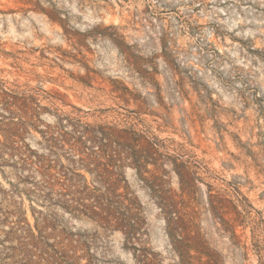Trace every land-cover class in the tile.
<instances>
[{"label": "rangeland", "instance_id": "obj_1", "mask_svg": "<svg viewBox=\"0 0 264 264\" xmlns=\"http://www.w3.org/2000/svg\"><path fill=\"white\" fill-rule=\"evenodd\" d=\"M3 91L15 98L0 106V264L14 261L17 218L33 225L24 168L2 148L24 122V94L41 107L40 130L63 115L134 124L181 155L198 180L187 195L195 222L221 264H264V0H0V102ZM17 129L19 146L39 150L35 130ZM162 169L163 189L180 194L168 160ZM124 177L146 220L142 243L177 264L156 198L132 168ZM209 190L233 229L210 214ZM54 212L93 238L96 264H135L119 232Z\"/></svg>", "mask_w": 264, "mask_h": 264}, {"label": "trees", "instance_id": "obj_2", "mask_svg": "<svg viewBox=\"0 0 264 264\" xmlns=\"http://www.w3.org/2000/svg\"><path fill=\"white\" fill-rule=\"evenodd\" d=\"M2 95L0 106L6 111L12 105L9 99L15 97L5 91ZM39 110V103L24 94V122L12 123L15 131H6L8 143L2 145L10 151V157L17 156L18 164L24 168V196L33 217L31 225L24 212V219L19 216L11 228V239L16 243L9 248L12 264H96L93 238L68 230L54 211L90 220L109 232H119L135 264H163L160 255L142 243L146 220L142 206L128 188L126 167L136 172L156 198L177 264H221L195 222L193 200L188 194L198 180L181 155L167 156L157 139L136 129L134 124L88 123L79 117L63 115L40 130L36 125L41 123ZM0 119L5 117L1 115ZM23 126L24 135L31 129L40 135L39 150L31 148L25 138L24 146L13 140L18 137L17 128ZM164 160L173 167L180 194L162 187ZM222 203L223 199L209 190L210 214L222 227L233 229L231 220L224 219L227 212ZM231 233L235 237L234 231Z\"/></svg>", "mask_w": 264, "mask_h": 264}]
</instances>
